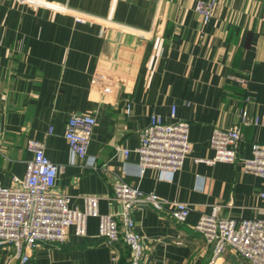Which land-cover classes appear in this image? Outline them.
Segmentation results:
<instances>
[{
    "label": "crops",
    "instance_id": "0c3cea01",
    "mask_svg": "<svg viewBox=\"0 0 264 264\" xmlns=\"http://www.w3.org/2000/svg\"><path fill=\"white\" fill-rule=\"evenodd\" d=\"M197 1L205 0H0V184L24 176L26 141L36 139L59 166L55 189L70 195V208L96 195L100 213L118 216V179L190 203L183 223L166 211H134L141 264H248L232 251L212 261V244L193 227L214 204L224 218H264V178L242 168L252 145L264 144V0H218L207 23ZM171 107L189 123L190 154L176 173L140 174L139 131L151 113L171 121ZM70 114L96 119L83 160L63 137ZM232 127L241 133L234 163L195 161L212 158L213 128ZM0 264H128V250L98 238L91 217L85 236L70 227L64 243L40 244L26 263L5 247Z\"/></svg>",
    "mask_w": 264,
    "mask_h": 264
},
{
    "label": "built area",
    "instance_id": "2783aa9c",
    "mask_svg": "<svg viewBox=\"0 0 264 264\" xmlns=\"http://www.w3.org/2000/svg\"><path fill=\"white\" fill-rule=\"evenodd\" d=\"M17 1L40 4L39 0ZM217 1L195 3L194 10L203 23L212 17ZM94 85H101L98 79ZM101 90L109 93L111 87L103 84ZM123 111L130 115L129 102L124 104ZM170 117L171 121H165L160 115L151 113L147 124L139 131V145L135 152L140 174L147 168L176 173L189 156V123L175 118V107H171ZM240 117L243 123H247L244 110L240 111ZM257 122L255 118L253 123ZM95 125L96 119L90 114H70L65 122L63 137L69 151L81 160L86 157ZM240 138L237 127L213 128L209 139L212 158L195 161L234 163ZM25 148L31 158L25 163L24 176H13L12 187L0 184V249L9 248L11 257L20 263L28 262L42 243H64L70 227L76 237L85 236L87 219L93 217L97 220L98 238L109 247L122 242L128 250V264H141L143 243L134 225V211L141 208L166 211L176 223H183L191 211L190 203L162 198L123 179L113 185V199L122 207L118 216L100 213L96 195H85L82 209L70 208V195L55 189L59 166L46 157L43 142L28 139ZM127 154L128 150H124L123 155ZM242 168L264 178V144L252 145L251 156L243 159ZM260 195L264 197V194ZM221 207L211 205L209 212L199 215L193 227L206 243L212 244L211 260L232 251L248 264H264V218H224L220 216Z\"/></svg>",
    "mask_w": 264,
    "mask_h": 264
}]
</instances>
